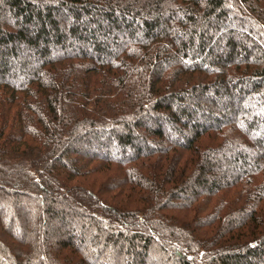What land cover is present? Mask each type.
<instances>
[{
	"label": "trees",
	"instance_id": "obj_1",
	"mask_svg": "<svg viewBox=\"0 0 264 264\" xmlns=\"http://www.w3.org/2000/svg\"><path fill=\"white\" fill-rule=\"evenodd\" d=\"M0 264H264V0H0Z\"/></svg>",
	"mask_w": 264,
	"mask_h": 264
}]
</instances>
